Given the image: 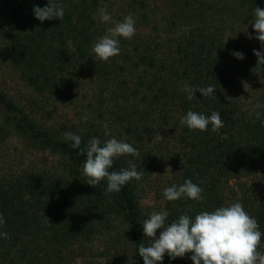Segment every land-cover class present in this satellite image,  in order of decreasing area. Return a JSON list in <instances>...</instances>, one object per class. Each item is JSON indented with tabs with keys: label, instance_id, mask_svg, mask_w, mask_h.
Segmentation results:
<instances>
[{
	"label": "trees",
	"instance_id": "16d2710c",
	"mask_svg": "<svg viewBox=\"0 0 264 264\" xmlns=\"http://www.w3.org/2000/svg\"><path fill=\"white\" fill-rule=\"evenodd\" d=\"M53 2L63 5V20L35 18L34 7H46L49 0H0V44L21 79L43 97L63 88L72 91L75 75L100 79L105 86L97 95L101 108L106 106L139 151L138 157L116 160L110 171L127 168L128 160L139 172L149 171L144 147L157 140L155 134L169 137L174 130L178 151L170 141L156 146L178 167L169 187L190 179L203 188V200H166L168 224L185 212L194 219L201 211L238 201L264 233V107L256 109L260 119L252 111L257 103L264 105V65L254 54L264 47L253 27L254 9H264V0ZM105 6L113 20L131 13L136 28L131 40L120 38V54L107 62L95 61L91 51L114 26L98 19V9ZM185 84L214 86L216 92L209 98L197 92L189 101L181 91ZM102 109L98 114L104 119ZM189 110L206 116L218 111L224 127L218 133L211 126L205 132L189 130L180 123ZM0 113V145L15 136L37 153L62 160L55 170L0 167V213L6 221L0 233L9 237H0V264H90L87 249L100 233L116 231L114 222L124 230L109 238L102 258L144 264L138 246L150 241L142 226L143 180L114 193L106 192V180L88 185L82 166L91 136L80 135L81 146L73 149L71 141L34 121L1 83ZM259 250L264 252V236ZM191 255L171 259L165 254L162 264H194Z\"/></svg>",
	"mask_w": 264,
	"mask_h": 264
},
{
	"label": "clouds",
	"instance_id": "9594fccd",
	"mask_svg": "<svg viewBox=\"0 0 264 264\" xmlns=\"http://www.w3.org/2000/svg\"><path fill=\"white\" fill-rule=\"evenodd\" d=\"M33 11L35 18L41 22L57 18L63 20L65 15L63 5L54 3L53 0H49L46 7H34ZM96 18L94 16V19ZM98 19L114 25L104 36L97 39L91 49L95 61L107 62L120 54V38L131 40L134 37L135 20L131 13L122 21L113 20L106 6L98 9ZM253 27L257 33L255 39L264 47V9L260 7L254 9ZM233 54L241 60L244 59L240 52ZM254 54L258 57V64L264 65V52L254 50ZM261 83L264 81L261 80ZM181 91L186 93L187 99L191 101L197 92L209 98L216 89L214 86L192 87L185 84ZM262 107L264 105L259 103L254 105L252 111L255 112L256 119H260L262 115L256 109ZM83 119L87 121L88 117L84 116ZM180 123L186 125L189 130L201 132L208 131L211 126V131L218 133L224 127L218 111L206 116L189 110L181 117ZM64 139L72 142L73 149H79L81 146V136L78 134L65 133ZM84 151L86 161L82 166V174L90 186L97 187L106 180V192L114 193L120 192L122 187L132 180L139 182L143 178V172L137 170L134 160L127 161V168L110 171L119 158L139 156V151L130 143L115 137L102 143L99 138L94 137L88 141ZM202 193L203 188L189 179L182 185L165 188L163 196L170 202L181 198L200 202L203 200ZM168 215L167 211H154L142 222L144 235L150 241L147 245L141 243L138 246V254L143 258L144 264H162L165 254L171 259H176L183 258L188 253H192L191 260L194 264H264V252L259 250L264 233L260 231L257 219L251 216L240 202L218 207L211 212L201 211L194 219L185 212L178 220L166 224ZM5 223L3 214L0 213V226ZM160 229L162 231L157 238V230ZM0 237L9 238L7 232L0 233Z\"/></svg>",
	"mask_w": 264,
	"mask_h": 264
},
{
	"label": "rangeland",
	"instance_id": "374dc122",
	"mask_svg": "<svg viewBox=\"0 0 264 264\" xmlns=\"http://www.w3.org/2000/svg\"><path fill=\"white\" fill-rule=\"evenodd\" d=\"M4 50L5 48L0 44V83L9 96L13 97L21 107H24L31 118L40 126L62 138H64L65 133L69 132L82 136L90 135L91 138H99L102 143L115 137L137 148L138 145L124 134L120 122L108 114L106 106L101 108L97 95L99 89L105 88V86L102 85L99 78L90 73L75 75V86L72 91L63 88L57 95L43 97L21 79L19 72L7 59ZM101 109L104 119L98 114ZM84 116L88 117L87 121L83 119ZM1 117L2 114L0 113V127H3ZM105 125L107 126L105 127ZM171 130L170 128L167 133L169 137L163 138L160 134H155L158 137L157 140H153L150 146L144 147L147 152L145 163L149 171H142L140 202L146 219L154 211H166V199L163 196V191L170 186L178 173L177 165L170 158L161 157L156 147L159 146L157 143L163 141L169 143L170 141L174 144L173 149L179 150L178 143L175 144L172 139L174 130ZM30 146L28 142L19 137L8 138L0 145V167L13 171L33 165L38 169L45 170H55L60 167L61 158L50 153H37ZM166 224H168V218ZM113 230L116 231H105L106 233H100L95 238L86 251L88 254L85 259L86 262L90 264H114L111 261H106L101 255L103 249L108 246L109 238L122 234L124 226L114 222ZM161 231L162 229L157 230V238H159ZM80 264H84V261L80 260Z\"/></svg>",
	"mask_w": 264,
	"mask_h": 264
}]
</instances>
